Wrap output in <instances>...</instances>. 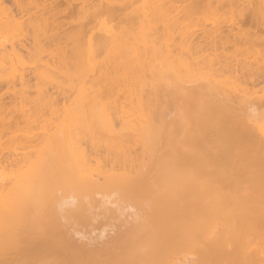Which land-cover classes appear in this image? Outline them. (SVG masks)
<instances>
[{
  "label": "bare ground",
  "instance_id": "1",
  "mask_svg": "<svg viewBox=\"0 0 264 264\" xmlns=\"http://www.w3.org/2000/svg\"><path fill=\"white\" fill-rule=\"evenodd\" d=\"M140 1L136 28L110 38L67 33L68 48L51 28L50 65L46 26L0 0V81L18 78L22 116L44 121L36 158L0 195V264H264V112L224 103L239 84L219 77L230 46L264 61V0H182L188 16H237L179 39L173 0ZM213 57L225 59L217 70ZM248 64L264 82V67ZM26 68L38 79L33 101ZM48 84L63 90L61 106ZM68 219L80 240L58 233Z\"/></svg>",
  "mask_w": 264,
  "mask_h": 264
},
{
  "label": "rangeland",
  "instance_id": "2",
  "mask_svg": "<svg viewBox=\"0 0 264 264\" xmlns=\"http://www.w3.org/2000/svg\"><path fill=\"white\" fill-rule=\"evenodd\" d=\"M3 2L5 7L7 6L13 11L16 18L25 21L27 24L33 22L34 24L46 26L48 36H44V44L49 50L42 55V61L48 62L50 65L53 64L49 51L55 48L54 43L49 38L52 32L51 28H54L59 33L62 37L60 41L63 44L68 43V48L72 47V44L69 40L65 41V34L67 33L79 31L81 40L85 44L98 38H110L114 33L136 28L138 24L137 8L141 3L140 0H19L18 4L15 3V0H3ZM173 2L176 11L172 14L178 19V27L174 28V35L177 39H179L178 34L180 32H184L187 36L193 33L202 35V33L205 34L204 30L212 27L213 23H221L227 17L229 18L225 20L237 16V13L227 11L228 9H220V13L213 10H202L188 16L183 11H177V5H180L182 0H173ZM160 30H162L161 24ZM27 49H31L29 44H26V49L22 51L28 53ZM233 49L230 46L227 50L228 55H230L226 57L229 70L219 77L229 75L230 78H235L236 83L239 85L228 93L230 95L229 102L227 98H224L223 102L226 104L230 103L237 109L249 107L250 112L255 116V112L257 111L264 112V82L259 73L249 76L246 74L245 69L250 61H252L254 67H264L263 57L257 56L258 58L255 60L254 56L251 58L247 57L244 54V47L239 48L237 52L231 55ZM223 60H225L224 57H213V67L215 70L223 63ZM24 72L25 79L28 82V98L32 101L36 100L37 96L39 97V93L37 92V89L39 91L38 79L37 77L35 78L30 68H26ZM147 78L150 79L149 76ZM22 88L18 78L11 82L0 81V101L6 104L3 113L6 119L3 123H0V195L7 190L10 181L19 169L27 166L29 160L36 158L38 148H40L43 141L44 130L42 124L44 121L40 119L37 122L28 124L19 110L22 99ZM46 88L52 94V97L55 98L56 103L61 106V102L65 99L63 90L54 84H48ZM242 95L246 98H243ZM122 99L121 97L119 102ZM33 104V102H29L26 107ZM250 133L254 137L261 138L259 131L255 128L250 129ZM39 206L38 216L36 209L33 210V214L36 213L35 215L38 219H43L40 227H43L44 230L46 228L45 231H48L51 227L45 214H49V207H45V205ZM133 211L134 209L132 212L128 209L126 215L129 216ZM47 216L49 219L50 215ZM81 228L82 226L77 223V220L68 219L64 221V226L58 233L67 235V232H70V234H73L75 240H80ZM108 229L110 233L113 232V230L110 231V227ZM103 239L100 237L92 241L96 243V241L100 242ZM178 256L180 257V255Z\"/></svg>",
  "mask_w": 264,
  "mask_h": 264
}]
</instances>
